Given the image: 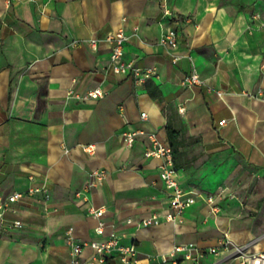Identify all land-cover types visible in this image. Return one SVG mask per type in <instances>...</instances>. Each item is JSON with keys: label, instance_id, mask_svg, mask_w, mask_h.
<instances>
[{"label": "crops", "instance_id": "obj_1", "mask_svg": "<svg viewBox=\"0 0 264 264\" xmlns=\"http://www.w3.org/2000/svg\"><path fill=\"white\" fill-rule=\"evenodd\" d=\"M170 29L179 33L177 49L159 43ZM120 30L129 37L125 59L159 77L116 74L109 48L90 47ZM194 70L205 85L183 86ZM95 90L103 97L89 98ZM172 110L190 161L178 180L199 196L183 223L141 228L143 219L174 212L161 161L145 156L152 137L169 145ZM100 170L106 178L90 187ZM250 174L264 181V0H0V206H8L0 210V264H70L71 227L80 241L116 231L122 244L137 246L135 264H174L175 246L208 250L224 234L263 254L264 213L249 214L235 193L252 183ZM221 187L214 213L206 199ZM15 192L22 198L9 205ZM3 220L23 227L9 230ZM99 258L91 248L82 255L88 264ZM179 260L240 264L224 253ZM104 264L122 262L114 255Z\"/></svg>", "mask_w": 264, "mask_h": 264}, {"label": "built area", "instance_id": "obj_2", "mask_svg": "<svg viewBox=\"0 0 264 264\" xmlns=\"http://www.w3.org/2000/svg\"><path fill=\"white\" fill-rule=\"evenodd\" d=\"M165 7V14L167 16L171 15V11ZM129 41V37L124 32L120 30L118 32L112 33L104 39H90V47L97 51L102 45H106L110 50V61L112 64V70L116 74L120 75H130L136 81L142 82L150 80L153 78L159 77V72L156 68L147 67L143 68L137 65L134 60L125 59V46ZM162 46L169 49H177L179 46V33L175 29H170L165 33L159 42ZM205 81L200 78V75L194 70L190 75H187L182 80V85L185 87H193L197 85H205ZM209 92H214L219 98H224L226 95L224 92L216 91L212 87H208ZM73 93V92H72ZM249 97H254L253 94L247 93ZM89 98H101L103 97V92L101 90L90 91L88 93ZM142 118L146 119L147 114L142 113ZM226 123V120H222L219 125L223 126ZM126 144L128 147H133L136 142V134L129 133L125 135ZM151 146L146 150V158H153L161 161L159 166L160 178L167 187L171 190V202L174 209L173 213L168 214L161 218L158 215H155L150 218H146L138 222V226L141 228H146L149 226L159 224L163 219L169 222H178L183 223V214L184 212L192 207L197 202L199 194L192 191H187L182 188L178 180V169L174 164V157L172 149L169 145H166L155 137H152ZM83 150L89 156L96 155V146L87 145L82 146ZM106 171L100 170L92 173V178L94 182L90 184V187H95L96 184L101 183L106 178ZM38 191V190H33ZM46 193V191L42 190ZM225 188H219L218 192L215 195H210L207 197L206 202L212 207L214 213L217 212L218 207L215 206L217 200L223 197L225 193ZM22 198V194L19 192L13 193L8 198V204H14ZM47 198L49 196L47 195ZM8 206L1 205L0 210H5ZM91 213L97 217L101 218L104 214L103 210H91ZM3 217V211L0 212V218ZM4 221V220H3ZM5 223L7 229H20L23 227L21 221L14 222H3ZM128 225L134 223L133 219H128L126 222ZM103 230V224H100L98 231ZM67 244L70 247V264H88L82 259L85 248H91L100 256L98 262L104 264L107 262V259L116 255L120 258L122 264H135L138 256L137 246L133 243L131 245L122 244L121 241L123 236L113 231L109 238L103 241H80L74 236V228H69L67 232ZM219 253H224L229 256L235 257L240 260V264H264V253L263 254H250L247 250V246L236 245L233 241L230 240L228 234H224L223 238L220 240L217 247L209 248L204 250L199 248L194 244H184L175 246L172 252L169 255L170 260L174 264H177L182 258V261H190L194 263H199L206 254L218 255ZM98 262H90L89 264H97Z\"/></svg>", "mask_w": 264, "mask_h": 264}, {"label": "trees", "instance_id": "obj_3", "mask_svg": "<svg viewBox=\"0 0 264 264\" xmlns=\"http://www.w3.org/2000/svg\"><path fill=\"white\" fill-rule=\"evenodd\" d=\"M167 137L169 145L172 149L174 164L177 169H187L190 161L187 157V144L185 140V127L181 122L177 121L176 113L172 110V114L168 117Z\"/></svg>", "mask_w": 264, "mask_h": 264}, {"label": "rangeland", "instance_id": "obj_4", "mask_svg": "<svg viewBox=\"0 0 264 264\" xmlns=\"http://www.w3.org/2000/svg\"><path fill=\"white\" fill-rule=\"evenodd\" d=\"M249 177L252 183L236 187L235 193L249 214L255 216L257 211L264 213V181L251 174Z\"/></svg>", "mask_w": 264, "mask_h": 264}]
</instances>
